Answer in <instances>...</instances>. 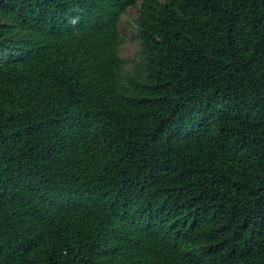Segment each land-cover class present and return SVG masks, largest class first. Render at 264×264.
Instances as JSON below:
<instances>
[{
    "label": "trees",
    "instance_id": "obj_1",
    "mask_svg": "<svg viewBox=\"0 0 264 264\" xmlns=\"http://www.w3.org/2000/svg\"><path fill=\"white\" fill-rule=\"evenodd\" d=\"M0 264H264V0H0Z\"/></svg>",
    "mask_w": 264,
    "mask_h": 264
},
{
    "label": "rangeland",
    "instance_id": "obj_2",
    "mask_svg": "<svg viewBox=\"0 0 264 264\" xmlns=\"http://www.w3.org/2000/svg\"><path fill=\"white\" fill-rule=\"evenodd\" d=\"M136 13V7L129 8L118 25L120 34L123 37V41L119 47V53L124 58L134 57L139 48V42L136 38V30L132 21Z\"/></svg>",
    "mask_w": 264,
    "mask_h": 264
}]
</instances>
